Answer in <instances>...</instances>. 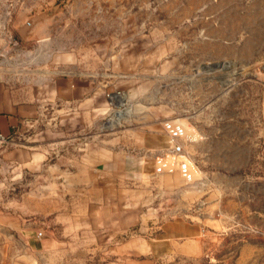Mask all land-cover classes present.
I'll list each match as a JSON object with an SVG mask.
<instances>
[{"label":"rangeland","instance_id":"1","mask_svg":"<svg viewBox=\"0 0 264 264\" xmlns=\"http://www.w3.org/2000/svg\"><path fill=\"white\" fill-rule=\"evenodd\" d=\"M0 69L42 111L0 145V264H264V0H0ZM70 70L97 101L48 100Z\"/></svg>","mask_w":264,"mask_h":264},{"label":"crops","instance_id":"2","mask_svg":"<svg viewBox=\"0 0 264 264\" xmlns=\"http://www.w3.org/2000/svg\"><path fill=\"white\" fill-rule=\"evenodd\" d=\"M56 74L48 76L43 85L48 91V100H60L68 102H94L97 101V83L91 77L80 72H66L63 78H56ZM92 86H95V93ZM39 84L28 79L11 76L7 71L0 69V135L10 140L18 137L22 131L36 121L41 111V99ZM51 97V98H50ZM166 132V131H165ZM29 152L26 149L13 147L3 154L6 159H24ZM174 161L156 156L155 168L158 173L170 171ZM176 165L179 172L187 180H190L188 167L181 168V163ZM172 171V170H171Z\"/></svg>","mask_w":264,"mask_h":264},{"label":"built area","instance_id":"3","mask_svg":"<svg viewBox=\"0 0 264 264\" xmlns=\"http://www.w3.org/2000/svg\"><path fill=\"white\" fill-rule=\"evenodd\" d=\"M165 129L168 132V135H169L171 140H175V139L180 138L181 136L185 135V132L181 127L166 124ZM6 143H8V138L0 135V145H4ZM184 167H185V164H181V168L184 169Z\"/></svg>","mask_w":264,"mask_h":264}]
</instances>
